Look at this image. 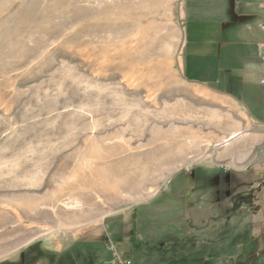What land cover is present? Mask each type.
<instances>
[{
	"label": "rangeland",
	"instance_id": "obj_1",
	"mask_svg": "<svg viewBox=\"0 0 264 264\" xmlns=\"http://www.w3.org/2000/svg\"><path fill=\"white\" fill-rule=\"evenodd\" d=\"M184 1L0 0V264H264V143L220 159Z\"/></svg>",
	"mask_w": 264,
	"mask_h": 264
},
{
	"label": "crops",
	"instance_id": "obj_2",
	"mask_svg": "<svg viewBox=\"0 0 264 264\" xmlns=\"http://www.w3.org/2000/svg\"><path fill=\"white\" fill-rule=\"evenodd\" d=\"M184 2V78L237 110L240 118L220 142L227 147L219 157L246 163L264 143V0Z\"/></svg>",
	"mask_w": 264,
	"mask_h": 264
},
{
	"label": "trees",
	"instance_id": "obj_3",
	"mask_svg": "<svg viewBox=\"0 0 264 264\" xmlns=\"http://www.w3.org/2000/svg\"><path fill=\"white\" fill-rule=\"evenodd\" d=\"M256 242L257 241L254 239V237H252V238L248 239L247 241H245L243 244H241L240 253H239L238 257H241L244 254H246V252L248 250H251L252 246L255 248L256 247ZM255 251H256V249L251 253L252 254L251 257H253V258H258V257L259 258H264V252L257 255V254H254ZM248 253H249V251H248Z\"/></svg>",
	"mask_w": 264,
	"mask_h": 264
},
{
	"label": "built area",
	"instance_id": "obj_4",
	"mask_svg": "<svg viewBox=\"0 0 264 264\" xmlns=\"http://www.w3.org/2000/svg\"><path fill=\"white\" fill-rule=\"evenodd\" d=\"M260 29L264 30V22L260 24ZM261 58L264 60V42L262 43V55ZM113 264H131V261L127 258H121L120 255H115L113 258Z\"/></svg>",
	"mask_w": 264,
	"mask_h": 264
}]
</instances>
